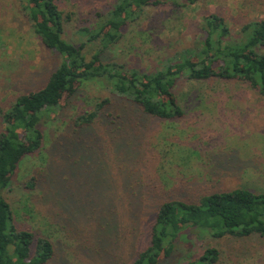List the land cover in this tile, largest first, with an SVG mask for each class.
I'll return each instance as SVG.
<instances>
[{
    "label": "rangeland",
    "instance_id": "1",
    "mask_svg": "<svg viewBox=\"0 0 264 264\" xmlns=\"http://www.w3.org/2000/svg\"><path fill=\"white\" fill-rule=\"evenodd\" d=\"M21 2L0 0V102L4 108L18 95L45 86L57 61L32 32L23 17ZM57 2L71 14L64 38L80 44L87 37L79 31L93 26L98 13L108 12L117 0ZM239 2L203 0L187 9H147L141 21L129 27L111 60L142 71L157 69L165 59L195 45L201 38L199 25L203 16L216 13L235 19L234 4ZM93 49L88 47V51ZM213 83H178V96L186 110L180 121H159L133 107L125 114L120 141L123 137L125 143L134 142L131 149L138 157L128 160V165L137 171L143 195V199L129 198L136 208L131 212L119 199L126 186L124 176H117L114 183L113 169L107 168L106 174L102 168H89L87 162H80L81 154L61 149L74 135L70 121L60 120L45 127L43 152L21 162L12 190L5 197L16 211L20 228L47 236L54 243L57 258L52 264H128L137 247L148 242L162 203H194L203 195L235 188L264 191V97L248 85ZM108 95L92 85L84 89L82 98L71 102L67 112L72 115L90 109L94 100ZM112 100L118 107V101L114 97ZM97 131L99 149L93 146V163L101 162L111 147L103 123L97 124ZM89 136L84 134L85 138ZM116 154H120L118 147ZM82 169L91 170L83 173ZM33 175L39 185L27 190L24 182ZM105 178L119 193L105 190ZM65 206L72 212L82 207L102 212L115 210L118 223L113 222L94 236L93 223H86L85 217L78 215L69 217ZM96 237L104 242L102 250L93 249ZM209 247L219 250L221 264H264V238L201 240L195 235L179 243L173 258L165 264H184Z\"/></svg>",
    "mask_w": 264,
    "mask_h": 264
},
{
    "label": "trees",
    "instance_id": "2",
    "mask_svg": "<svg viewBox=\"0 0 264 264\" xmlns=\"http://www.w3.org/2000/svg\"><path fill=\"white\" fill-rule=\"evenodd\" d=\"M202 1L117 0L108 12L98 13L93 26L79 31L87 39L75 44L64 38L71 14L64 12L57 0H22L23 17L57 61L41 89L18 95L6 108L0 102V264H52L57 258L56 247L49 237L17 225L16 211L5 197L12 190L21 162L43 152L45 127L49 124L70 121L74 135L61 149L81 154L80 162H87L89 168H102L106 174L107 168L113 169L114 183L117 176H124L126 186L120 191L119 199L131 212L136 208L129 198L143 199V195L139 191L142 187H138L137 171L128 165V160L132 162L138 157L131 149L134 142L125 143L123 137L120 141L121 123L130 107L159 121H180L186 110L177 87L184 80L210 85L213 82L248 85L264 97V0L235 3V19L216 13L203 16L199 25L201 38L195 45L165 59L157 69L142 71L111 60L129 27L141 21L147 9H187ZM89 46L94 49L88 51ZM92 85L109 95L94 100L92 108L70 115L67 109L71 102L82 98L84 89ZM113 97L119 104L116 108ZM99 123L107 130L111 147L101 162L93 163ZM84 134L90 136L85 138ZM116 147L120 148V154L115 155ZM106 180L105 190L119 193ZM38 182L33 175L24 182V188L34 190ZM258 191L235 188L203 195L194 203L177 200L162 203L148 242L137 247L128 264H165L173 258L178 244L191 235L201 240L264 238V191ZM64 209L69 217L78 215L85 217L86 223H93L94 236L117 222L115 210L102 212L99 208L82 207L72 212L66 206ZM95 240L93 249L102 250L104 242L98 237ZM220 261L219 250L209 247L184 264H221Z\"/></svg>",
    "mask_w": 264,
    "mask_h": 264
}]
</instances>
